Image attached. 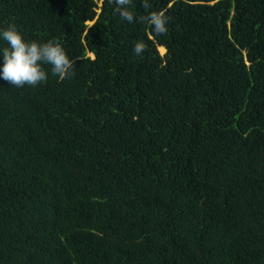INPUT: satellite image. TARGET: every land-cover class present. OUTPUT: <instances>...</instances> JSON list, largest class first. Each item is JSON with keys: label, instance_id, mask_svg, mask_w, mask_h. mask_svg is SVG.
Wrapping results in <instances>:
<instances>
[{"label": "trees", "instance_id": "16d2710c", "mask_svg": "<svg viewBox=\"0 0 264 264\" xmlns=\"http://www.w3.org/2000/svg\"><path fill=\"white\" fill-rule=\"evenodd\" d=\"M148 3L166 35L110 0H0L75 61L0 80V264H264V0Z\"/></svg>", "mask_w": 264, "mask_h": 264}, {"label": "clouds", "instance_id": "9594fccd", "mask_svg": "<svg viewBox=\"0 0 264 264\" xmlns=\"http://www.w3.org/2000/svg\"><path fill=\"white\" fill-rule=\"evenodd\" d=\"M114 4L113 14L128 23L150 25L157 36L168 32L169 16L165 11H150L145 16L136 15L130 8L131 0H110ZM144 6L150 7L148 0ZM133 53L141 56L146 51L145 42L138 39L133 43ZM74 64L62 43L56 38L42 40L27 39L15 22L0 25V80L15 87L43 85L49 73L59 80L74 75Z\"/></svg>", "mask_w": 264, "mask_h": 264}, {"label": "bare ground", "instance_id": "6f19581e", "mask_svg": "<svg viewBox=\"0 0 264 264\" xmlns=\"http://www.w3.org/2000/svg\"><path fill=\"white\" fill-rule=\"evenodd\" d=\"M158 49H160V52H161L162 50H164V48L161 47V46H159Z\"/></svg>", "mask_w": 264, "mask_h": 264}, {"label": "rangeland", "instance_id": "374dc122", "mask_svg": "<svg viewBox=\"0 0 264 264\" xmlns=\"http://www.w3.org/2000/svg\"><path fill=\"white\" fill-rule=\"evenodd\" d=\"M159 52H160V49H159ZM164 52H165V49H164V50H162L160 53H161V54H163Z\"/></svg>", "mask_w": 264, "mask_h": 264}]
</instances>
